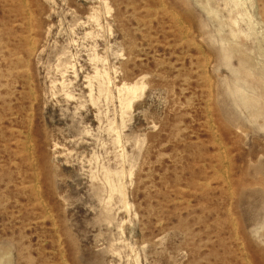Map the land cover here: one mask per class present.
I'll return each instance as SVG.
<instances>
[{"label":"rangeland","instance_id":"374dc122","mask_svg":"<svg viewBox=\"0 0 264 264\" xmlns=\"http://www.w3.org/2000/svg\"><path fill=\"white\" fill-rule=\"evenodd\" d=\"M237 1L0 0V259L264 264V0Z\"/></svg>","mask_w":264,"mask_h":264},{"label":"bare ground","instance_id":"6f19581e","mask_svg":"<svg viewBox=\"0 0 264 264\" xmlns=\"http://www.w3.org/2000/svg\"><path fill=\"white\" fill-rule=\"evenodd\" d=\"M230 1L232 2L233 6L236 9L240 6L239 2L237 0H230ZM239 15L242 16L241 14H239ZM228 16H230L232 18L231 19V24L229 26H227L225 24V22L223 21L222 25L225 24L224 26H227L229 28L230 36L233 39L232 41H234L233 45H232V48H231L232 49L231 52L233 54H235V53L239 54L241 52L242 48H243V43H242L243 41L242 40L243 39L245 40L247 38V36H246V34H244L243 32H241L239 30V28H238V23L239 22H238V20L235 17H233L234 16L233 11L229 12ZM239 68H241V67H239ZM137 84H133V85H129V86L125 85L122 88V91H125L127 93V95H128V98H127V106L128 107L133 102V100L137 97L136 94L139 93L138 91L143 89V87H140ZM141 85H143V84H141ZM0 264H11L9 257L7 255L3 254L2 259H0Z\"/></svg>","mask_w":264,"mask_h":264}]
</instances>
